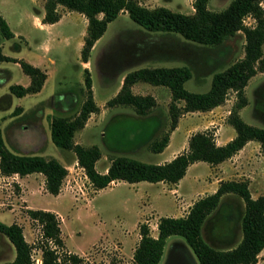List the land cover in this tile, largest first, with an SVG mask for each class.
Returning <instances> with one entry per match:
<instances>
[{"label":"rangeland","instance_id":"374dc122","mask_svg":"<svg viewBox=\"0 0 264 264\" xmlns=\"http://www.w3.org/2000/svg\"><path fill=\"white\" fill-rule=\"evenodd\" d=\"M44 1L0 0V14L9 22L13 30L27 34L31 44L30 46L23 44L22 35L13 39L4 38L0 33V41H2L0 46L3 52L19 53L27 57L36 53L35 45L38 39L44 37V30L38 29L34 14L40 7L44 11ZM138 1L149 8L164 5L185 13L194 10L193 0ZM229 2L230 0H208L207 6L220 10ZM261 3L264 7V0ZM57 9L60 15L65 12L60 22L51 27V31L56 32L54 35L56 41L66 42L67 45L64 49H52L51 55L56 59V64L52 67V73L40 93H27L24 96L6 93L7 83H27L29 75L13 61H0V68L6 66L9 69H5L0 77V96L8 95L6 98H0V128L8 148L18 152L27 151L46 157H56L66 166L67 173L62 180L59 198L42 190V178L40 175L36 176V174L42 175L41 172L27 173L23 179H19L26 192L24 196H20L22 187L15 178L0 175V220L5 223L21 224L25 238L35 244L40 226L29 217L26 211L28 204L32 208L44 209L57 205L61 236L64 240V247L60 250L76 252L87 264H136L133 251L139 240V224L146 222L150 233L154 235L157 233L158 215L164 211L161 206V210L154 206L149 207L151 201L146 195L158 189L152 183L154 181L143 180L142 183H134L113 179L106 186L95 189L88 176L84 175V168L76 164L74 151L55 145L48 133L53 115H74L85 97L83 91L85 72L78 63L81 57L76 49V38L80 37L83 29V17L80 15L81 18L76 11H66L67 7L62 4L57 5ZM244 21L246 24L254 23L251 16H246ZM244 41L243 32L238 31L219 45L193 43L175 33L145 29L131 19L127 11H120L108 23L106 30L90 52L89 65L94 98L103 106L97 111L98 113H94L86 127L83 126L75 131L73 140L84 145L99 146L101 155L95 164L99 171L110 162L112 157L119 155L155 163L162 156L152 151L149 144L169 129L170 101L164 107L155 105L148 114L140 115L134 112L130 105L109 106L104 99L114 93L124 73L142 66L187 64L192 69V77L184 82L185 87L192 91H206L214 71L225 68L243 56ZM18 43L22 44L21 49L18 47L14 50L12 47ZM262 48L264 56V42ZM7 71L11 72L9 74L11 77L6 73ZM153 87L154 84L139 81L135 88L136 91L143 92ZM69 92H75L77 98L73 101L72 107L66 109L62 100H66L64 96ZM245 95L247 103L239 109L240 116L250 124L264 127V68L249 78L245 86ZM235 101L236 93L230 89L226 99L221 103L224 106L218 110L223 120L227 121ZM153 113L155 118H159V122H151L149 114ZM183 113L185 118L173 134L174 143L186 144L189 135L197 130L211 129L215 135L216 127L209 123L207 114L188 113V111ZM184 125L186 128L183 132ZM229 126L234 129L231 124ZM259 150L263 153L260 146ZM257 155L260 154L257 152ZM257 155L252 156L250 162L245 161L246 166H243V171L253 173L250 188L264 194V159L261 160ZM196 167L201 184V190L196 196L204 195L212 189V182L219 177V173L216 171L217 167L212 165L209 167L200 164ZM195 169V167L190 168L187 176H192V171ZM221 176L227 179L230 177L247 181L249 179L246 174L235 175L234 171L231 173L227 168L223 170ZM156 199L154 198V203H157ZM170 201L173 203L167 204L162 200L160 203L169 208L180 207L183 214L186 213V206L190 202L181 198L177 191L172 193ZM243 211L244 202L239 195L224 194L202 224L203 239L217 248L236 244L242 235ZM218 230H226L227 237ZM5 238L6 236L0 232V261L12 257L11 247ZM170 249L189 250L192 254L191 264H199L185 239L176 234L166 238L165 252L160 264H165ZM32 258L33 264H38L37 260H41V250L37 246L32 248Z\"/></svg>","mask_w":264,"mask_h":264},{"label":"trees","instance_id":"16d2710c","mask_svg":"<svg viewBox=\"0 0 264 264\" xmlns=\"http://www.w3.org/2000/svg\"><path fill=\"white\" fill-rule=\"evenodd\" d=\"M262 1L230 0L226 7L215 10L207 6L208 0H193L194 10L185 13L164 5L149 8L138 0H45L44 14L41 18L43 22H54L59 19L60 12L57 9L59 4L82 12L87 17L86 32L80 50L83 61L89 59L94 42L104 33L108 23L123 10L145 29L175 33L193 43L219 45L238 31L243 32L245 39L243 56L225 68L214 71L206 91H192L185 87L184 82L192 77V69L187 64L142 66L126 72L117 93L106 101L109 106L130 105L137 114H145L155 105V99L150 94L134 93L131 89L132 84L141 80L168 86L171 91L170 126L149 144L152 151L159 152L167 145L170 131L176 127L178 118L183 112L211 109L221 104L226 99L228 91L232 89L236 93V101L227 121L234 127L236 133L225 143H216L211 129L197 130L189 135L187 147L165 162H147L127 155H119L110 159L106 171H99L95 166L101 155L99 146L84 145L73 140L75 131L85 125L89 115L99 111L93 96L92 79L88 68L84 69L85 97L78 111L72 116L57 114L50 119L52 142L61 148L74 151L78 163L84 168L95 189L106 186L113 179L128 182L139 180L177 182L185 174L190 163L197 160L212 164L221 162L236 153L249 139L257 140L264 153V127L246 122L239 114V109L247 103L245 86L249 78L264 68ZM246 16H251L254 23L246 24L244 21ZM0 33L4 38L14 36L7 20L1 14ZM18 47L19 45L15 49ZM0 61L18 62L30 77L27 85L11 83L8 94L22 96L41 89L46 72L39 66L23 58L8 55L1 48ZM7 96L3 94L0 98ZM35 171L43 173L46 190L57 194L67 168L56 157H46L27 151L18 152L8 148L0 128V173L4 175L18 173L23 176ZM225 193H235L244 202L241 217L242 235L236 245L217 248L203 239L201 227L206 216L218 205L221 196ZM26 211L40 226L35 244L26 240L21 224L5 223L0 220V232L8 238L15 249L14 257L0 261V264H33V246L41 250V264L62 262L87 264L76 252L60 250L64 247V240L61 236L57 212L32 207H28ZM172 234L185 239L199 264H253L264 247V194L253 197L246 179H222L213 192L194 200L184 215L159 216L156 235L150 233L146 222H141L139 240L133 251L135 263L158 264L166 238Z\"/></svg>","mask_w":264,"mask_h":264},{"label":"crops","instance_id":"0c3cea01","mask_svg":"<svg viewBox=\"0 0 264 264\" xmlns=\"http://www.w3.org/2000/svg\"><path fill=\"white\" fill-rule=\"evenodd\" d=\"M66 11H76V10L68 9L67 8ZM35 12H36V14H34V17H35V20H36V25H37L38 29L44 30V37L42 39H38L37 40V43L35 45L36 53L34 55H32L31 57H27V56L22 55V54H19V53H17V54H8V55H11V56H14V57H17V58H23V59L31 62L32 64H34L36 66H39L42 70H44L46 72V78H45V81L43 82V85H42L41 89L39 91L32 92V93H40V91H42V89L45 87V85H46V83H47V81H48V79L50 77V74L52 73V67L56 64V59L53 58L52 55H51L52 49H59V48L60 49H64V47L67 45V43L66 42L56 41V38H54V35L56 34V32L55 31H51V27L60 22V20L63 17V13L65 11H63L61 13L59 19L56 20V21H54V22H43L41 20L43 14H44V11H43V9H41V7L38 9V11H35ZM76 12L78 13L79 16L81 15L83 17L82 18L80 16L83 19V29H82V32L79 35L80 37H77L76 38V49L80 52L81 47H82V43H83L84 32L86 31L87 17L82 12H79V11H76ZM20 17H22V16L20 15ZM8 24H9V22H8ZM9 26H10V24H9ZM10 28H11V26H10ZM12 31L14 32V36L11 37V38L16 39L19 35H22L24 37L22 43L23 44H27L28 46L31 45L27 34L23 33L22 31H19V30H13L12 29ZM98 39L94 42L91 50H93L94 45L96 44V42L98 41ZM1 44H2V41H0V45ZM18 45H19V47L21 49L22 44H20V43L15 44V46L12 47V48L14 50H16L15 48ZM0 48H1V46H0ZM89 62H90V55H89V59L87 61H83L82 59H80V61L78 63L80 64V67L83 69V71H84L85 68H88V70L90 72L91 71V68H90ZM14 63H16V64H18L20 66V64L18 62H14ZM174 65H177V64H174ZM165 66H168V65H165ZM170 66H173V65H170ZM5 69L9 70L8 68H6V66L0 68V75L3 72L6 71ZM7 73L9 75L11 72L10 71H7ZM124 74L121 76V78L119 80V85L116 87V89H114V91H113L114 93L110 97H112L113 95H115L117 93V91L119 90V88H120V86L122 84V80H123ZM90 75H91V72H90ZM9 77H11V75H9ZM91 79H92V76H91ZM139 81H141V80H139ZM139 81L134 82L132 84V86H131V89H132V91L134 93H138V94H150L155 99V105H159V106H163V107L166 106L167 103L171 100V91H170V89H169L168 86L163 85V84H154V87L153 88H149V90H146V91H143V92H139V91H136V88H135L137 86V83ZM29 82H30V77H29V80H28L27 83H20V82H10V83H7L5 85V89H6L5 92L6 93L9 92V85L11 83H20L22 85H27V84H29ZM80 82H82V81H80ZM146 87H148V86L146 85ZM150 89H152V91H150ZM92 91H93V84H92ZM22 96H24V95H22ZM93 96H94V92H93ZM110 97L105 98L104 99V102L107 101ZM64 98L66 100L65 101L62 100L63 107L66 108V109H70L72 107V105H73V101L77 97H76L75 92H73V93H70L69 92L67 96H64ZM120 105L122 106V104H117V105H113V106L116 107V106H120ZM155 105H153L148 110V112H146L145 114H148L150 112V110ZM98 106H99V110H100L103 105L101 106V105L98 104ZM222 106H224V105L223 104H219V105H216L213 108L208 109V110H192V111H188V113L191 112V113H201V114H207L208 115V117H209V123L213 124L216 127V131H215V141L218 144L225 143L230 138H232L235 135V133H236L235 129H233V128H231L229 126L230 123L227 122V121H225V120H223V118L218 114V110ZM21 112L22 113L24 112V108H23V110ZM134 112H135V110H134ZM94 113H96V112H92L89 115V117L87 119V122L85 123L84 127H86L88 121L90 120V118H92V116L94 115ZM149 117L151 118L150 119L151 122H154V123L159 122V120H158L159 118H155L156 116H155L154 113L153 114H149ZM183 118H185L184 117V113H182V115L179 117V120H178V123H177L176 127L171 130V133L169 134V141H168L167 145H165V147L161 151L157 152L162 157L160 159H158L155 163L165 162V161L171 159L172 157H174L177 153L181 152L182 150H184L187 147V145H188V138L186 140V144H183V142H181V143L180 142H176V143L173 142V134L175 133V131L180 126ZM185 128L186 127L184 125L183 126V132H184ZM48 133L50 135V129L49 128H48ZM259 146H260V144H259V142L257 140H255V139H249L236 153H234L232 156H230L229 158L224 159L221 162L212 164V163H208V162L203 161V160H197V161H194V162L190 163L188 165V167H187V170H186L185 174L177 182H166V181H163V180H159V181L152 182L154 185H156L158 187V189L154 193H151L150 195L149 194L146 195L150 199V201H151V203L149 204V207H153L154 206V207L158 208L159 210H161L160 209V206H161L164 211H162L158 216H161V215H172V216L184 215L181 212L182 211V208L177 207V206H174V207H170L169 208L167 206H163L165 204L160 203V202L162 200L163 202H166L167 204H170V202H171L170 200H172V193H174V191H177V194L178 195H181V198H183L184 200H186V199L187 200H190V202H188V204L186 206L187 209H186L185 212H187L188 209H189V207H190V205L194 202V200H196L198 197L202 196V195L196 196L197 192L199 190H201V188H200L201 187V184H200L199 178L197 176V174H198L197 173V168L198 167H196V166H199L200 164L201 165H207L209 167H210V165H212V167H217L216 171L219 173V177H217L216 180H214L215 182H212V189L209 192H207V193L213 192L217 188L220 180L227 179V177L221 176V173H223V170L227 168V169H230V172L231 173L234 171L235 172V175H237V174L239 175L240 173L246 174V177H249V179H248V185H249V189H250L251 195L253 197H256L257 195L260 194V192H258L257 190L253 191L250 188V184L252 182V177H253L252 174L253 173L252 172L249 173L248 171H243V166H246V162L245 161H249L250 162L251 159H252V156L257 155V152H258V154H260V155H257V156L260 157L261 160L264 159V153H262L259 150ZM108 164L109 163H106L104 165L103 169L100 170V171H102V172L103 171H106ZM192 167H195L196 169L192 171V176H190L191 177L190 178V177L187 176V173H188V170L190 168H192ZM257 167L254 170L255 173L257 172ZM33 173H38V172L35 171ZM0 175H1V177H10L11 176L12 178H15L20 183V185L22 187L21 188L22 191L20 193V196H24L26 194V192L24 190V187L22 186V182H20V180H19L20 178L23 179L24 178L23 177L24 175L23 176H20L18 173H12V174H9V175H4V174H1L0 173ZM37 175H40V177L42 178V181H43L42 190L43 191H47L46 188H45V186H44V175L43 174L42 175L41 174H36V176ZM230 179H234V178H231L230 177ZM141 181H143V180L135 181L134 183H142ZM54 195L57 198H59L60 197L59 196L60 195V192L57 193V194H54ZM222 196H221V198H222ZM154 198H157L156 199L157 200V203H154ZM62 200H64V198H62ZM171 203H173V202H171ZM28 207H30L29 204H28ZM47 208H49V209H51V210H53L55 212H59V206H57V205H56V207H47ZM218 232L219 233L220 232H223L222 234H225V237H227L226 236L227 235V231L226 230H218ZM156 234L157 233H155L154 235H156ZM5 239H6L7 243L11 247L12 257L10 259H12L14 257V255H15V249H14L12 243L8 240V238L6 237ZM236 244H234V245H236ZM234 245H230L228 247L226 246V247H222V248H229V247H232ZM163 252H165L164 249H163ZM162 255H164V253ZM10 259H8V260H10ZM161 261H162V259H160V261H159L158 264H160ZM166 262H167V257H166L165 264H166ZM253 264H264V247L258 253L257 261L255 263H253Z\"/></svg>","mask_w":264,"mask_h":264},{"label":"bare ground","instance_id":"6f19581e","mask_svg":"<svg viewBox=\"0 0 264 264\" xmlns=\"http://www.w3.org/2000/svg\"><path fill=\"white\" fill-rule=\"evenodd\" d=\"M187 255L190 256L189 253H187ZM182 256H184V257H182ZM182 256H180L176 250L170 249L168 252L166 264H173L172 261L174 259H175L177 264H189L188 260H187V256H185L184 254Z\"/></svg>","mask_w":264,"mask_h":264},{"label":"water","instance_id":"95a60500","mask_svg":"<svg viewBox=\"0 0 264 264\" xmlns=\"http://www.w3.org/2000/svg\"><path fill=\"white\" fill-rule=\"evenodd\" d=\"M177 251H178V253H179L180 256H182L183 254H184L185 256H187L188 263L191 264V261H192V254H191V252H190L189 250H186V251H184V250H177ZM187 253H189L190 256H188ZM182 257H184V256H182ZM172 263H173V264H177L176 261H175V259L172 261Z\"/></svg>","mask_w":264,"mask_h":264},{"label":"built area","instance_id":"2783aa9c","mask_svg":"<svg viewBox=\"0 0 264 264\" xmlns=\"http://www.w3.org/2000/svg\"><path fill=\"white\" fill-rule=\"evenodd\" d=\"M76 164L79 165L78 161H76ZM82 167V166H81ZM84 175H86V173L84 172ZM87 176V175H86ZM112 181V180H111ZM38 264H41V260H37Z\"/></svg>","mask_w":264,"mask_h":264}]
</instances>
